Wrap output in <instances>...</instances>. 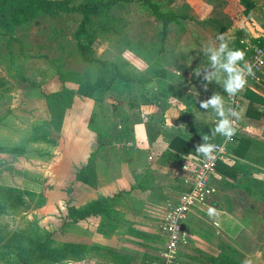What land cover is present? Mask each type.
I'll list each match as a JSON object with an SVG mask.
<instances>
[{
  "label": "rangeland",
  "instance_id": "1",
  "mask_svg": "<svg viewBox=\"0 0 264 264\" xmlns=\"http://www.w3.org/2000/svg\"><path fill=\"white\" fill-rule=\"evenodd\" d=\"M5 1L1 0L0 13ZM85 1L87 0H71V5ZM154 1L164 8L189 16L170 25L163 43L160 23L148 9L132 2L111 10L115 16H121L126 22L121 32L115 34L110 31H98L92 45L97 57L115 62L122 72L137 78L138 81L129 84L113 83L112 74L107 67L81 60L73 39V32L81 19L79 13L61 12L53 17L47 13L29 11L32 18L15 22L10 19L14 17L12 13L7 12L6 18L10 26L0 24V80L7 81L8 87L4 88L5 84L0 87V153L4 155L0 162L7 163L6 167L4 164L0 165V264H19L18 257L6 252L7 244L11 242L10 237H25L31 243L47 241L52 246L66 240L67 243L93 246L94 249L87 254L82 264H111V260H115L117 256L138 258L141 254L146 256V263L160 264L158 253L164 242L161 221L168 209L167 202L159 207V216L155 214L149 217V222L146 221V225H143V235L146 238H142L141 243H148L142 244L147 246L146 248H141L136 240H131L135 244L125 240L124 229H120L125 224L122 221V226L115 232L116 236H113V233L104 235L99 231L104 229L101 213L88 216L76 225L66 226V221H61L60 218L73 214L70 212L75 206L69 201L66 211L62 208L63 215H60V194L54 186L59 185L61 181L56 183V180L64 178L70 192H76L79 189L77 183L85 178L87 172L84 168L76 171L69 166L65 168L64 176H58L59 160L64 157L63 153L67 149L69 158L66 166L68 165L71 154L77 149V139L85 131L91 138L92 134L99 137H102V133L106 134L113 124L114 114L119 117L117 124H114L116 129L120 124L127 125L131 121L134 123L137 119L141 122L142 100L145 96L150 98L155 90L164 91L171 105H182L185 101L191 107L195 98L189 103L186 101L185 93L188 90L192 96L203 92L206 96L219 93L223 88L221 84L209 83L205 91L203 85L206 81L193 74L195 68L208 64L204 47L210 40H214L213 34L218 31V24L228 20L231 23L223 33L225 38L230 39L229 42H247L249 38H256L258 35L257 38H264V30L261 28L264 26V0H254L261 12L253 9L247 18L260 28H257V36L252 30L248 31L254 37H249V33H240L241 26L245 23V15L239 0ZM252 45L250 44V47ZM178 71L180 76L176 75ZM100 79H104L105 83L101 87L94 86L93 98L79 92L80 83L88 82L89 85H94ZM37 85L43 95L58 92L62 86L68 88L70 104L65 114L69 137L56 135L46 121L48 118L43 112L44 109L42 108V112L37 110L35 115L33 106L25 102L29 94L38 91ZM9 91H12L13 95H9ZM180 114L176 116L179 117ZM5 119L7 127L4 126ZM37 123H41L39 129L34 128ZM77 129L79 133L75 132ZM50 130L56 137V148L51 152L53 160L48 165L43 157L37 158L36 155L41 156L45 152L43 149L34 148L31 139L35 136L42 139V136L46 135L44 131L49 135ZM115 141H118V138ZM114 147L119 150V155L126 153L124 145ZM36 159L39 160L36 166L40 170L37 173L33 167ZM47 166L49 168L44 171ZM82 172L85 174L82 175ZM51 183L53 184L50 185ZM78 191L81 192L78 203L84 202L86 195L93 194V191H89V194L84 195L81 188ZM46 193L52 196V199L51 206L44 207L42 205ZM12 202L15 205H12ZM168 202L171 204L174 200ZM38 204L40 205L37 206ZM69 204L72 206L69 207ZM105 207L107 208V204ZM256 210L261 215L260 222L263 226L264 204ZM221 250L227 254L226 257L213 253L211 256L216 257L206 263L203 262V255L199 257L200 260L189 261L190 263L185 257H178L172 264H252L250 261H239L229 247H222ZM203 253L207 254L205 256L210 255V251ZM43 259L45 258L41 260ZM59 264L75 263L63 261ZM255 264H264V254Z\"/></svg>",
  "mask_w": 264,
  "mask_h": 264
},
{
  "label": "crops",
  "instance_id": "2",
  "mask_svg": "<svg viewBox=\"0 0 264 264\" xmlns=\"http://www.w3.org/2000/svg\"><path fill=\"white\" fill-rule=\"evenodd\" d=\"M254 9L261 12V8L257 3ZM245 24L247 22L241 26H244L245 33H249L248 31L252 30L257 36L260 28L255 23L252 24V27L249 24ZM261 28L264 30V26H261ZM248 35L250 37L253 36L251 33ZM262 71V73L258 72L250 77L244 91L241 92V105L239 108V111H241V136L248 141L242 143L238 149V142H236L231 151L222 155L219 162L226 165V167L221 166V170H215L211 178L210 184L215 189L212 204L217 215L209 216L204 206L194 207L187 214L182 222L186 238L179 246L177 259L178 257H185L188 262H196L203 255L205 259L203 262L206 263V261H210L216 256L226 257L227 254L221 248L229 247L236 257L240 259L239 261L245 260L255 264L257 259L264 254V223L261 226V215L256 210L262 203L264 204V193L261 194L254 184L255 182L264 184V103L253 101L250 99L251 97L247 98L244 95L245 91L249 89L264 98V68ZM6 83L7 81L0 80V87L2 88V85L5 84V87H3L8 88ZM36 87L39 86L37 85ZM39 89L40 87L38 88V93L29 94L25 102L33 106L32 111L35 115L37 110L42 112L43 108V112L48 118L46 121L50 124V115L44 101L43 91ZM223 90L222 88L218 92L225 97L226 93ZM11 92L9 91V95H13ZM190 93V90L185 93L187 97L185 99L189 103L195 98L192 107L185 101V103L182 101V105L179 103H172L171 105V101L167 100L169 105L163 112L164 121L161 124L155 123L154 132L156 133L152 142L148 138L146 123L157 116V109L159 108L156 104L142 103L141 122H138L137 119L134 120V123L131 121L127 125L120 124L117 127L118 129H116L114 124H117L119 117L114 114L112 117L113 124L108 128L106 134L102 133V137L92 134L91 138L86 131L79 136L76 143L77 149L75 153L71 154L70 162H68L67 166L69 156L67 149L65 150L63 153L64 157L59 160L60 171L58 176H64L66 174L65 168L69 166L78 171L79 169H86L90 165L93 171V176L88 173L90 175L88 177L89 181L82 179V181L77 183L78 188L83 189L84 195L86 193L89 194V191H93L91 196L90 194L89 196L86 195L87 198L82 203L77 202L81 193L78 191L79 189L76 192H73V190L70 192L64 178L62 179L61 177V179L56 180V183L61 181L59 185L55 184L54 186L60 194V215H63L62 208L66 211L69 201H72L75 206H73L72 211L76 210L75 212H79L82 210L89 214L85 218L79 219L76 223H72L69 217L60 218L61 221H66V226L68 224L76 225L88 216H96L104 210L112 218H110L112 222L110 227L112 229L109 228L108 235L113 233L112 235L116 236L115 232H117L119 226H122L120 225L122 221L125 224L120 229H124L125 240L131 244H135L131 240H136L141 248L147 247L142 244L148 243H141L142 238H146L143 235V225L149 222V217L155 216V214L159 216L160 206L166 202L167 204L170 203L168 202L170 200L176 201L178 195L187 189L186 176L193 172L196 164L195 158H199L194 153L179 154L180 159L168 155L169 138L173 134H180L195 144H199L202 142L200 135L205 131L204 128H213L217 120L215 113L211 109L200 108L199 101L207 99L211 95L206 96V93L203 92L192 96ZM40 96L41 98L39 99ZM170 106L171 108H169ZM258 112H261V115ZM178 114H180L179 117L176 116ZM185 116H187V119L184 121L182 118ZM40 124H35L34 128L39 129ZM4 126H8L7 120L4 121ZM158 128H160L159 133ZM46 131H44L45 134L48 133ZM67 132L68 125L65 114L59 136L69 137ZM75 132L79 133V130L77 129ZM49 133V137H46V139L43 137V139H39L36 136L32 138L33 140L31 139L32 144L35 146L34 148L43 149L45 152L44 155H36L37 158L43 157L48 165L53 160L51 152L56 148V137L51 130ZM116 135L118 141H115L117 139L115 138ZM50 139L55 142L50 143ZM118 142L121 143L119 144ZM115 145L116 147L124 145L126 153L119 155V150L114 147ZM3 156L0 153V161ZM34 163L35 166L33 165V167L37 173L40 171L36 166L39 160H34ZM2 164L6 167L7 163L0 162V165ZM230 166L233 168L231 169L234 171L233 175L230 174ZM47 168L49 166L44 171ZM85 172L82 173L85 174ZM51 199L52 196L46 193L44 205L42 206H51ZM72 204H69V207ZM106 204L107 208L105 207ZM101 216L103 217L102 213ZM162 231L161 233L164 234ZM67 241L60 243H67ZM204 251H210V255L205 256L207 254L203 253ZM213 253L216 256H211ZM181 254L183 255L181 256ZM135 257L125 256L124 264H157L146 263L144 254H141L138 258ZM158 258L161 264L160 250ZM84 260L86 259L69 262L82 264ZM111 264H116V261L111 260Z\"/></svg>",
  "mask_w": 264,
  "mask_h": 264
},
{
  "label": "trees",
  "instance_id": "3",
  "mask_svg": "<svg viewBox=\"0 0 264 264\" xmlns=\"http://www.w3.org/2000/svg\"><path fill=\"white\" fill-rule=\"evenodd\" d=\"M137 3L146 9L149 10L150 14L154 16V18L160 23V35L162 43L166 39L170 25L172 23L179 22L181 19H186L189 16L173 11L169 8H164L160 3L154 0H87L83 3H79L77 5H71V0H6L5 5L0 13V24H6L10 26L8 19L6 18L7 12H11L12 16L10 19L15 22H20L23 20H27L32 18L29 14V11H35L36 13L49 14L50 16L56 17L61 12H76L81 15V19L75 31L73 32V39L75 41V46L77 52L82 61L92 64H97L102 67H107L110 70L111 81L113 83H121V84H129L131 82L138 81L137 78L131 77L129 74L121 71L119 66L112 61H104L96 56L94 50L92 49L93 42L95 40V36L98 31H110L115 34H119L121 29L125 27L126 22L121 16H115V14L111 11L113 8H119L128 3ZM240 4L243 7V14L245 15V22L252 27L253 22L248 21V16L255 8L256 3L254 0H239ZM1 4V0H0ZM34 7V8H32ZM18 13V14H17ZM17 15V16H15ZM106 17H108L106 19ZM106 19V20H104ZM109 20V21H108ZM230 20L226 23L221 22L216 31L213 34L214 39L217 36L224 35V31L228 28L230 24ZM241 32H244L243 27H241ZM254 29V28H253ZM250 37V36H249ZM258 37V36H257ZM249 38L247 42H241L240 40H233L229 42V47L233 49H241L245 52V56L248 57L251 55L252 50L255 46H261L264 44V38ZM230 41L229 38H226ZM218 42V41H217ZM250 44H253L250 47ZM245 57V58H246ZM91 83V82H90ZM105 83L104 79H100L99 82L94 85H89L88 82L80 83L79 92L82 94H86L87 97L93 98L94 86H103ZM156 92L151 93L150 98H143V104H156L160 109L157 113V116L146 123V130L148 134L149 141L152 142V139L155 138L154 128L155 123L158 124L164 121L163 112L167 108L169 103L167 102L166 93L162 90H155ZM224 91V90H223ZM68 88L61 87V90L54 93H49L44 96V101L50 115V124L52 127V131L56 134H59L61 131V127L63 124V119L65 115V110L70 104V100L67 95ZM225 93V92H224ZM247 98H250L253 101L264 103V98L260 97L258 94L253 93L251 90L247 89L244 93ZM261 115V112H258ZM184 121L187 119V116L182 118ZM139 120V119H138ZM205 131L201 133L200 139L202 140V135L209 134L211 135V127L204 128ZM156 130V129H155ZM160 132V128H158V133ZM43 137V136H42ZM49 137L48 133L43 137L46 139ZM42 138V139H43ZM50 139V143H54L55 141ZM222 140V137L217 135L215 139V143H218ZM248 140L242 138V136L238 139L237 149L242 145V143H246ZM202 143V142H200ZM196 145L191 140L181 136L180 134H173L168 141V151L167 154L171 155L175 158L180 159V155L182 153H195ZM236 149V150H237ZM198 157H201L197 154ZM221 166H225L219 161L216 164V170H221ZM233 169L231 166L229 170ZM87 170V171H86ZM87 175L85 178L89 181V178L93 176L92 167H86ZM234 174V171L231 170V175ZM229 174V173H228ZM82 175H84L82 173ZM235 177V176H234ZM255 187L261 194L264 193V184L260 182H255ZM12 205H15L12 202ZM11 206V205H10ZM14 207V206H12ZM76 210L71 211L68 217L72 223H76L79 219L85 218L88 212H83L80 210L79 212H75ZM103 211V212H102ZM102 226L104 229H99L103 234H107L110 226L112 224L107 211L102 210ZM11 242L7 244V251L13 255V257H18L19 260L17 262L19 264H56L61 261H79L87 257V254L94 249L93 246H87L85 244L79 243H57L54 246L47 243V241H42L40 243H31L27 241L25 237L23 238H9ZM33 244V246H31ZM42 258H45L41 260ZM125 255L123 257L117 256L115 259L116 264H124ZM44 261V262H43Z\"/></svg>",
  "mask_w": 264,
  "mask_h": 264
},
{
  "label": "clouds",
  "instance_id": "4",
  "mask_svg": "<svg viewBox=\"0 0 264 264\" xmlns=\"http://www.w3.org/2000/svg\"><path fill=\"white\" fill-rule=\"evenodd\" d=\"M203 51L208 57V64L198 66L193 70V74L206 81L203 85L205 91L209 83L216 82L223 86L228 100H232L237 94L243 92L248 76L252 74L251 65L245 61V52L241 49L230 48L229 41L224 35L210 40ZM176 75L180 76L181 73L178 71ZM199 103L200 108L211 109L217 120L211 128V135H202V143L196 145L195 153L205 160H212L220 147L214 142L217 135L231 140L237 132V122L241 119V111L232 107L223 95L216 92ZM208 214L214 216L217 212L209 208Z\"/></svg>",
  "mask_w": 264,
  "mask_h": 264
},
{
  "label": "built area",
  "instance_id": "5",
  "mask_svg": "<svg viewBox=\"0 0 264 264\" xmlns=\"http://www.w3.org/2000/svg\"><path fill=\"white\" fill-rule=\"evenodd\" d=\"M245 61L251 65L252 74L248 79L264 68V44L255 46L250 56ZM226 101L239 111L241 105V93L232 100ZM242 135L241 121L237 122V132L231 140H222L218 143L219 150L212 160H205L203 157L195 158L196 164L193 172L186 176L187 189L181 192L176 201L168 203V209L161 221L164 233V242L160 249L161 264H172L177 259L180 244L185 241L186 235L182 228V222L187 214L198 206H204L208 212L209 208H214L212 198L215 194L214 187L210 184L212 175L215 173L216 164L222 155L231 151L233 145Z\"/></svg>",
  "mask_w": 264,
  "mask_h": 264
}]
</instances>
